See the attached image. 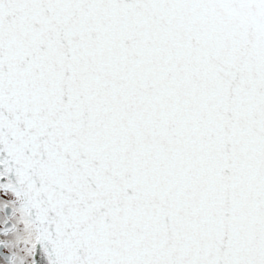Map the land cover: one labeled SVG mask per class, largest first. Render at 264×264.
I'll return each mask as SVG.
<instances>
[{"label": "snow or ice", "instance_id": "snow-or-ice-1", "mask_svg": "<svg viewBox=\"0 0 264 264\" xmlns=\"http://www.w3.org/2000/svg\"><path fill=\"white\" fill-rule=\"evenodd\" d=\"M0 264H264V0H0Z\"/></svg>", "mask_w": 264, "mask_h": 264}]
</instances>
